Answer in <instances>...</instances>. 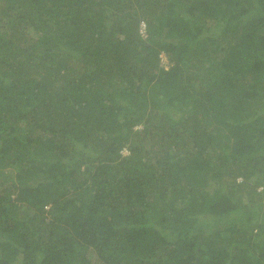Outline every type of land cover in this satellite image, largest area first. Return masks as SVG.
<instances>
[{
    "label": "trees",
    "instance_id": "1",
    "mask_svg": "<svg viewBox=\"0 0 264 264\" xmlns=\"http://www.w3.org/2000/svg\"><path fill=\"white\" fill-rule=\"evenodd\" d=\"M0 264H264V0H0Z\"/></svg>",
    "mask_w": 264,
    "mask_h": 264
},
{
    "label": "rangeland",
    "instance_id": "2",
    "mask_svg": "<svg viewBox=\"0 0 264 264\" xmlns=\"http://www.w3.org/2000/svg\"><path fill=\"white\" fill-rule=\"evenodd\" d=\"M161 56H162V58H161V59H162V63L165 64V65H167V60H166L165 55L161 54ZM122 151H123V153H126V152H127L126 149H123ZM261 177H262V176H260V178H261ZM262 185H263V183L259 185V188H260V189L263 188ZM262 190H263V189H262ZM207 223H208V224H205V226H207V225L210 224V222H207Z\"/></svg>",
    "mask_w": 264,
    "mask_h": 264
},
{
    "label": "built area",
    "instance_id": "3",
    "mask_svg": "<svg viewBox=\"0 0 264 264\" xmlns=\"http://www.w3.org/2000/svg\"><path fill=\"white\" fill-rule=\"evenodd\" d=\"M142 26H144V23H142Z\"/></svg>",
    "mask_w": 264,
    "mask_h": 264
}]
</instances>
